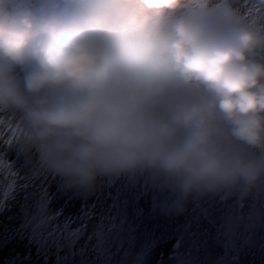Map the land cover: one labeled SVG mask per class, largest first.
Instances as JSON below:
<instances>
[{"label": "clouds", "instance_id": "clouds-1", "mask_svg": "<svg viewBox=\"0 0 264 264\" xmlns=\"http://www.w3.org/2000/svg\"><path fill=\"white\" fill-rule=\"evenodd\" d=\"M264 6V0H258ZM85 194L147 174L182 200L264 179V31L230 0L0 3V133Z\"/></svg>", "mask_w": 264, "mask_h": 264}, {"label": "rangeland", "instance_id": "rangeland-1", "mask_svg": "<svg viewBox=\"0 0 264 264\" xmlns=\"http://www.w3.org/2000/svg\"><path fill=\"white\" fill-rule=\"evenodd\" d=\"M9 173L3 170L0 177L3 178L5 174L6 184L11 183L10 189H13L4 191L0 182V264H222V261L223 264H239L241 258L243 262L244 259H249L247 264H264V244L261 243L254 251V257L258 258H252L246 252H239L241 246L245 247L246 240L243 237L236 239L235 246H232L231 241L237 236V227L246 231L244 236H252L255 241H259V238L261 242L264 241V223L259 221L262 219L264 222V206L260 203L264 198V189L260 195L252 193L246 196L247 192L246 195L241 193L238 201L234 204L229 201L228 205L209 192L206 202L200 199L198 204L194 203L189 208L186 216L173 222L175 226L182 224L176 232L158 230L159 227H156L154 221L147 225L145 231L121 232L115 226H124L120 222L124 218L131 219L128 209L122 208L99 222L96 220L97 215L87 209L95 207V204L85 202L75 213L70 211L65 218H53L46 209H50L52 197L42 195L40 182L33 181L28 186L23 182L19 183L18 178ZM201 194H195L194 198H199ZM13 195L18 202L25 205L23 210L20 207L21 213L9 206ZM73 204L72 201L69 206ZM256 205H260L262 211L254 214ZM209 206L212 212H209ZM194 210H197L195 215L192 214ZM49 211L56 213L54 209ZM131 211H135L134 205ZM202 214H206L205 221L200 219ZM91 216L93 220L90 219ZM9 220L15 222L7 225ZM215 222L220 228L217 233H211L216 228ZM102 223L108 226L105 232L101 230ZM58 225L65 226L58 228ZM195 225H200L198 230L194 228ZM154 232H157V236H153L150 243L143 242L145 235L150 236ZM129 236L137 242L126 243L124 239ZM173 237L180 243L175 247L166 244V241L172 243ZM203 240L213 243L208 244L213 249L210 260L201 258L203 250L206 249V244L200 243ZM172 249H175V255L172 254ZM189 250V257L193 261L182 258ZM168 258H174V261H169Z\"/></svg>", "mask_w": 264, "mask_h": 264}, {"label": "bare ground", "instance_id": "bare-ground-1", "mask_svg": "<svg viewBox=\"0 0 264 264\" xmlns=\"http://www.w3.org/2000/svg\"><path fill=\"white\" fill-rule=\"evenodd\" d=\"M0 3H2L3 5H9V6H16L18 7L16 4L14 3H11V2H4L2 0H0ZM22 6H26V7H30L29 4H23ZM35 9V8H33ZM258 185H261L262 187H264V184L258 182L257 183ZM62 186V182H57V184L55 185L54 188H57V187H60ZM238 191V190H237ZM226 193L228 192L225 191ZM116 193L114 192H111V193H107L106 195L102 196L99 200V203H96L95 201V206H97L98 209H100L103 205H109V203L113 202L115 199H116ZM136 206L138 207L137 209H135V212H137L139 214V220L140 218L142 219L143 223L146 224L147 222V219H148V209H149V206H150V200L145 198L144 196L142 195H139L138 196V200L136 201ZM143 211H146V212H143ZM170 261V260H169Z\"/></svg>", "mask_w": 264, "mask_h": 264}, {"label": "snow or ice", "instance_id": "snow-or-ice-1", "mask_svg": "<svg viewBox=\"0 0 264 264\" xmlns=\"http://www.w3.org/2000/svg\"><path fill=\"white\" fill-rule=\"evenodd\" d=\"M14 133L11 129L5 130L0 133V168L4 167V156L3 153L6 149L13 145ZM15 175L14 173H9Z\"/></svg>", "mask_w": 264, "mask_h": 264}, {"label": "trees", "instance_id": "trees-1", "mask_svg": "<svg viewBox=\"0 0 264 264\" xmlns=\"http://www.w3.org/2000/svg\"><path fill=\"white\" fill-rule=\"evenodd\" d=\"M28 258H29V256H28ZM22 259H25V258H22ZM23 264H32V263H23ZM36 264H42V263H36Z\"/></svg>", "mask_w": 264, "mask_h": 264}, {"label": "flooded vegetation", "instance_id": "flooded-vegetation-1", "mask_svg": "<svg viewBox=\"0 0 264 264\" xmlns=\"http://www.w3.org/2000/svg\"><path fill=\"white\" fill-rule=\"evenodd\" d=\"M15 250V249H14ZM13 252V251H12Z\"/></svg>", "mask_w": 264, "mask_h": 264}]
</instances>
